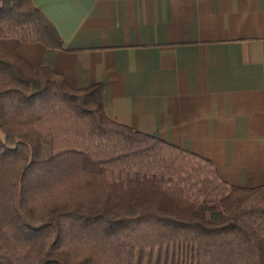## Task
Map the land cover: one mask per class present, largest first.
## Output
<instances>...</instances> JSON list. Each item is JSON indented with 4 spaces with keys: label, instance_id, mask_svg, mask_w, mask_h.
<instances>
[{
    "label": "trees",
    "instance_id": "1",
    "mask_svg": "<svg viewBox=\"0 0 264 264\" xmlns=\"http://www.w3.org/2000/svg\"><path fill=\"white\" fill-rule=\"evenodd\" d=\"M61 49L31 0H0V264H264V185L109 119L103 87L75 89L22 59Z\"/></svg>",
    "mask_w": 264,
    "mask_h": 264
},
{
    "label": "crops",
    "instance_id": "2",
    "mask_svg": "<svg viewBox=\"0 0 264 264\" xmlns=\"http://www.w3.org/2000/svg\"><path fill=\"white\" fill-rule=\"evenodd\" d=\"M61 49L20 43L34 67L103 87L109 119L264 185V0H31Z\"/></svg>",
    "mask_w": 264,
    "mask_h": 264
},
{
    "label": "rangeland",
    "instance_id": "3",
    "mask_svg": "<svg viewBox=\"0 0 264 264\" xmlns=\"http://www.w3.org/2000/svg\"><path fill=\"white\" fill-rule=\"evenodd\" d=\"M193 248L187 244L176 245L169 264H193Z\"/></svg>",
    "mask_w": 264,
    "mask_h": 264
}]
</instances>
